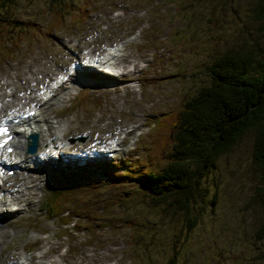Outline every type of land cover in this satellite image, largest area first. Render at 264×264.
Instances as JSON below:
<instances>
[{
	"label": "rangeland",
	"instance_id": "374dc122",
	"mask_svg": "<svg viewBox=\"0 0 264 264\" xmlns=\"http://www.w3.org/2000/svg\"><path fill=\"white\" fill-rule=\"evenodd\" d=\"M19 1L14 17L21 22L34 19L41 26L32 39L20 43L13 59L0 62V97L16 104L17 110L38 105L49 123L47 130L37 124L42 130L38 152L57 143L62 150L75 146L72 154H76L91 140L124 131L120 150L109 157L112 162L103 163L118 165L117 172L127 171L125 162L137 167L151 162L152 121L206 81L204 63L234 50L256 54L257 63L264 60V0H92L80 14L82 24L75 25L68 17L55 28L45 24L46 0ZM80 1L78 13L83 9ZM116 43L121 50L111 66L115 72L125 69L123 75L103 78L84 68L74 75V83H63L54 98L44 104L38 100L43 96L39 90L48 87L68 63H80L84 55ZM128 71L131 76H125ZM253 136L243 134L209 166L200 182L206 193L197 225L186 234L184 244H179V237L184 240L182 214L169 217L162 203L148 207L143 195L132 194L136 189L132 183L102 186L90 197L84 192L80 200L89 198L85 205L95 212L90 216L83 212L86 216L76 226L85 228V233L74 231L59 238L54 220L38 213L46 189L42 184L51 173L39 163L25 162V170L18 171L11 186L19 184L26 190L15 194L13 205H4L17 208L4 215L0 259L4 264H18L22 255L28 257L25 264H164L169 253L164 243L173 239L174 248L179 246L176 264H264V180L251 158ZM70 156L61 163L86 161ZM112 195L121 199V206L97 212L100 198ZM133 239L147 241L136 247Z\"/></svg>",
	"mask_w": 264,
	"mask_h": 264
},
{
	"label": "trees",
	"instance_id": "16d2710c",
	"mask_svg": "<svg viewBox=\"0 0 264 264\" xmlns=\"http://www.w3.org/2000/svg\"><path fill=\"white\" fill-rule=\"evenodd\" d=\"M87 1L92 0L80 1L83 9L78 13L77 0H46V27L55 28L68 17L75 25L82 24L84 17L80 18V14H84L85 6L93 4ZM19 2L0 0V62L13 59L20 43L32 39L41 26L39 22L36 23L37 20L21 22L14 17ZM256 58L252 52L234 50L214 56L211 61L204 63L202 67L206 81L198 86L194 94L183 98L178 106L164 112L162 117L153 122L151 140L154 143L152 149L148 150L151 162L142 163L139 167L126 162L128 172L122 170L117 173L109 165L105 171L93 168L86 172L78 168L68 177L64 173L65 179L55 176L46 187V198L41 203V210L62 223L73 222V218L81 217L75 212L76 209H82L87 216L95 214L94 209L85 205L91 202H85L89 198L80 200L84 192V196H88L93 190L94 194H98L102 186L116 187L132 183L136 185L132 194L143 195L148 207L153 208L162 203V210L164 213L169 211V217L182 214L184 240L179 237V244H184L186 234L197 225L200 203L204 202L206 188L200 184L202 178L215 159L247 132L254 133L251 158L260 167L264 180V60L257 63ZM95 173L103 178L98 185L88 182L90 175ZM262 199L264 203V196ZM100 200L102 207L97 212L111 211L122 203L116 195ZM207 202L211 204L213 200ZM104 220L107 222L109 218L104 217ZM172 241L170 244L169 240L164 243L169 247L164 264H176L179 246L174 248ZM133 242L136 247L145 243L136 239ZM148 254L144 258L147 259ZM137 260L143 259L137 257ZM141 262L145 263V260Z\"/></svg>",
	"mask_w": 264,
	"mask_h": 264
},
{
	"label": "bare ground",
	"instance_id": "6f19581e",
	"mask_svg": "<svg viewBox=\"0 0 264 264\" xmlns=\"http://www.w3.org/2000/svg\"><path fill=\"white\" fill-rule=\"evenodd\" d=\"M125 70V69H124ZM123 70V71H124ZM124 73H122L121 75H123ZM130 74V72L128 71V72H126V74H125V76L126 75H128V76H131V75H129ZM120 75V74H119ZM118 75V77H120ZM126 79H134V78H132V77H127ZM114 89H117V87L116 86H114ZM47 92V91H46ZM38 118V120H39V122H41V124L42 125H45L46 126V128L48 127V123L46 124V120L45 119H40L41 117L40 116H38L37 117ZM36 119V118H35ZM35 119H33V118H28V120L31 122V126H30V129L31 130H33V131H35V132H37V133H39V128H37V122H35V123H33V121L35 120ZM20 136H23V133H21L20 134ZM18 144H20V141L18 142ZM2 238V235L0 234V239Z\"/></svg>",
	"mask_w": 264,
	"mask_h": 264
},
{
	"label": "water",
	"instance_id": "95a60500",
	"mask_svg": "<svg viewBox=\"0 0 264 264\" xmlns=\"http://www.w3.org/2000/svg\"><path fill=\"white\" fill-rule=\"evenodd\" d=\"M35 143H36V135H31L30 136V142H29L28 148H27V150L29 152H33L34 151V149H35Z\"/></svg>",
	"mask_w": 264,
	"mask_h": 264
},
{
	"label": "snow or ice",
	"instance_id": "6c2138e0",
	"mask_svg": "<svg viewBox=\"0 0 264 264\" xmlns=\"http://www.w3.org/2000/svg\"><path fill=\"white\" fill-rule=\"evenodd\" d=\"M7 131H8V129H7V128H0V135L6 134V133H7ZM4 143L6 144V143H7V140H6V141H4ZM0 146H2V145H0ZM9 150H10V149H9Z\"/></svg>",
	"mask_w": 264,
	"mask_h": 264
}]
</instances>
